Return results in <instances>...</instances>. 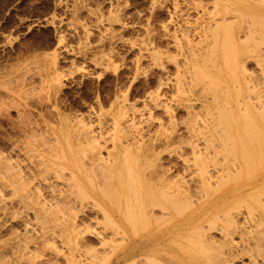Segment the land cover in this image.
Masks as SVG:
<instances>
[{
    "label": "bare ground",
    "instance_id": "bare-ground-1",
    "mask_svg": "<svg viewBox=\"0 0 264 264\" xmlns=\"http://www.w3.org/2000/svg\"><path fill=\"white\" fill-rule=\"evenodd\" d=\"M174 2L170 22L181 23L177 21L173 31L168 26L162 31L147 29L145 54L140 51L137 62L135 79L141 75L145 55L162 72L156 89L144 100L148 118L158 125L153 134L137 127L129 116L132 107L124 103L114 106L112 137L101 136L102 141L82 118L74 123L72 136L63 140L71 117L63 116L60 134L53 132L51 138H39L30 121L23 124L26 139L11 151L18 161L3 164L0 243L1 232L8 227L21 233L0 250V264H92L97 246L118 238L124 242L123 254L112 257L109 264H204L206 259L191 255L195 237L201 256L220 248L221 264L241 259L237 253L242 247L245 255L253 247L264 252V240L234 241L236 235H248L246 224L264 228V205L258 218L239 221L248 200L264 191V176L243 179L263 153L264 47L258 43L264 33L256 24L264 22V0H212V8L199 3L201 14L193 30L182 23L188 18L180 2ZM169 48L176 57L170 56ZM220 51L227 56L222 58ZM251 64L254 69H248ZM170 65L173 72L168 71ZM108 67L109 62L104 71ZM190 70L208 72L215 87L196 89L195 79L185 77ZM50 79L60 95L65 84L58 75ZM164 88L172 93H164ZM97 95L96 104L102 109ZM200 115L206 117L203 125L191 127L189 122ZM186 141L176 156L162 151ZM185 154L193 156V166ZM5 192L17 205L15 211L7 210ZM179 204L187 206L186 212L173 220L170 209ZM167 215L173 217L166 219Z\"/></svg>",
    "mask_w": 264,
    "mask_h": 264
},
{
    "label": "rangeland",
    "instance_id": "rangeland-1",
    "mask_svg": "<svg viewBox=\"0 0 264 264\" xmlns=\"http://www.w3.org/2000/svg\"><path fill=\"white\" fill-rule=\"evenodd\" d=\"M172 1L175 3L174 0ZM172 1L168 0L167 3V0H0V184L4 183L5 178L2 174L4 162L18 161L17 154L11 151L16 144L25 141L26 134L23 128L28 121L32 125L35 124L32 127L36 128L39 138L42 135L51 138L53 132L60 134L61 120L63 122L65 116L71 117L72 126H68L66 135L60 137L63 140L66 136H72L71 131H74L72 127L77 128V124L74 123L82 118L95 137L100 140L101 136L112 137L113 108L116 104L120 106L124 103V106L132 107L129 116L135 119L137 127L145 133L150 131L153 134L158 125L155 122L151 123L148 118L149 111L144 107V100L156 89L158 74L161 75L162 72L155 69L150 58L145 55L140 61L141 75L137 79L135 76L139 54H145L144 49L147 47L146 32L153 28L162 31L165 26L173 31L177 29V24L181 23L180 19L177 20L178 23L176 20L170 22ZM210 1L212 0H176V3H181L178 4L184 13V18H188L182 23L193 30L201 14L200 4L206 2L207 7L212 8ZM256 26L261 33H264L263 21H257ZM262 43L264 40H259L258 46L264 47ZM165 44L167 45V42L163 40L164 47ZM169 49L170 56L176 57L174 50ZM219 54L222 58L227 56L222 51ZM105 59L108 61L104 62ZM56 62H58L57 66H55ZM102 62L105 63L103 66L100 65ZM108 62L109 67L105 72L104 68L107 67ZM248 69H254V66L251 64ZM168 71L173 72L172 65L168 66ZM57 75L61 79V85L65 84L60 95H56L50 82V78ZM185 77L195 79L196 89L207 90L215 87V81L208 72L190 70ZM97 93L101 96L102 109L95 101ZM164 93L172 92L169 88H164ZM59 100L65 101V104ZM55 103H58L60 108ZM156 114H160V111ZM183 115L184 112L178 113V116L184 117ZM205 119L204 115H200L189 122V125L197 128L203 125ZM186 144L187 141L181 145L174 144L162 151L176 156L180 152V146ZM107 146L110 147L111 144L108 143ZM261 147L263 153L255 157L256 162L253 161L249 167L251 169L243 174V179L246 177L245 182L264 176L262 174L264 173V141L261 142ZM184 159L191 166L195 164L191 154H185ZM251 175L253 177L249 178ZM4 194L7 210L15 211L17 205L10 203L12 199L10 193ZM263 203L264 191L253 195L252 199L248 200L247 207L240 210V212L243 210L242 218L239 217L240 223L258 218ZM186 209L187 206L184 204L176 205L175 208L170 209L169 214H174L177 218L167 215L166 219H170L168 217L171 216L173 220H178ZM11 218L9 215L8 219ZM243 228L248 235H236L235 243L241 240L239 244H245L253 239L259 244L264 240V228L256 226L250 228L248 224ZM257 229H262V232ZM20 233L21 231L17 232L9 227L3 230L0 250L6 244L17 240ZM246 238L247 240H243ZM193 239L190 246L191 252L194 251L191 254L194 259L197 260L199 257L206 259V261L202 260L204 264H221L220 248L207 253L205 255L207 259L200 254L199 239L196 237ZM120 245L124 247V242L118 238L109 245L97 246L99 251L96 252L97 258L92 264H109L112 257L117 255L118 258L121 257L123 252ZM255 248L244 251L246 255L243 254V247L239 252L236 251L234 255L238 252V257L241 259L235 260L234 264H264V252L256 251ZM152 262L145 264H158Z\"/></svg>",
    "mask_w": 264,
    "mask_h": 264
}]
</instances>
